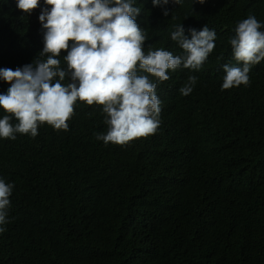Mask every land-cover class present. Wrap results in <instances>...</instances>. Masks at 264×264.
<instances>
[{"label": "trees", "instance_id": "16d2710c", "mask_svg": "<svg viewBox=\"0 0 264 264\" xmlns=\"http://www.w3.org/2000/svg\"><path fill=\"white\" fill-rule=\"evenodd\" d=\"M133 6L145 54L182 55L171 39L179 25L189 39L188 29L207 25L215 48L198 71L149 76L161 113L146 138L98 141L103 106L79 101L67 131L43 124L34 138H0V179L14 184L0 264H264V60L251 66L249 85L221 87L223 65L242 66L229 40L249 15L264 25V0H169L167 17L152 0ZM43 7L28 15L17 0H0V69L31 64L43 50ZM189 75L197 83L183 96ZM8 87L0 79V94Z\"/></svg>", "mask_w": 264, "mask_h": 264}, {"label": "clouds", "instance_id": "9594fccd", "mask_svg": "<svg viewBox=\"0 0 264 264\" xmlns=\"http://www.w3.org/2000/svg\"><path fill=\"white\" fill-rule=\"evenodd\" d=\"M180 5L181 0H171ZM39 21L43 31V50L31 64L0 69V79L9 84L0 94V138L15 140L16 134L38 135L47 124L55 130H68L77 101L103 106L106 133L96 135L104 144L126 145L135 139L155 134L160 126L161 101L156 95L158 81H167L168 70L183 68L198 71L215 48L217 34L205 25L201 30L183 25L171 39L183 50L173 56L164 49H149L146 35L136 22L141 14L133 0H44ZM167 17L169 0H152ZM40 0H17V8L30 15ZM264 27L255 16L238 22L230 38L234 60L242 66L223 65L222 90L249 85L251 66L264 60ZM71 42V49L69 45ZM62 51L66 67L58 59ZM147 73L148 75L138 74ZM68 83H63L66 80ZM58 78V79H57ZM189 75L179 93L188 96L197 83ZM18 123L13 125L10 120ZM14 184L0 179V225L8 223L9 197ZM6 229L0 227V232Z\"/></svg>", "mask_w": 264, "mask_h": 264}]
</instances>
